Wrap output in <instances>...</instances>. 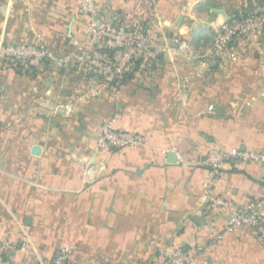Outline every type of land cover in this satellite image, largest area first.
<instances>
[{
    "label": "crops",
    "instance_id": "1",
    "mask_svg": "<svg viewBox=\"0 0 264 264\" xmlns=\"http://www.w3.org/2000/svg\"><path fill=\"white\" fill-rule=\"evenodd\" d=\"M81 3L0 0V47L49 51L38 62L0 56V264H51L60 251L67 264H164L152 254L162 248L195 251L192 264H264L252 226L227 230L235 211H264V28L211 50L216 29L264 6L94 0L84 14ZM93 26L148 30L153 44L113 77L89 60L115 66L127 43L98 40ZM106 124L144 141L101 149ZM213 149L261 158L233 160L212 179Z\"/></svg>",
    "mask_w": 264,
    "mask_h": 264
},
{
    "label": "built area",
    "instance_id": "2",
    "mask_svg": "<svg viewBox=\"0 0 264 264\" xmlns=\"http://www.w3.org/2000/svg\"><path fill=\"white\" fill-rule=\"evenodd\" d=\"M81 13L88 14L94 12V0H82ZM264 28V8L257 14L249 17H234L226 21L222 26L215 30L213 35L212 47L213 52H224L236 42L249 34L260 32ZM90 32L98 40L108 38L113 44L125 43L124 49L118 58L117 64L112 66L104 59L96 56L89 60L92 67L100 70L103 74H110L113 77L120 76L127 70L137 57H141L152 47V32L140 31L136 33L119 34L110 27L93 26ZM175 48L182 54H188L193 49L191 41L182 38H175ZM49 54L48 49L43 44H20L5 45L0 47V56L6 61L12 62H38ZM83 59V58H82ZM140 140L139 136H133L116 130L111 124L103 126L98 136L97 145L101 149L111 150L123 148L128 144H135V140ZM261 156L255 152H246L239 149L232 151H221L213 149L207 155L205 164L212 168L213 177L218 174L227 163L233 160H259ZM210 180L206 187H210L213 180ZM211 198V197H210ZM262 202H255L245 210L235 211L228 222L227 230H233L237 227L252 226L258 235L264 240V211L259 208ZM1 244V243H0ZM11 247L10 245H7ZM166 256L171 259L172 264H186L192 260V254L185 250H175L172 253L167 252ZM68 252L60 251L52 260L51 264H67Z\"/></svg>",
    "mask_w": 264,
    "mask_h": 264
},
{
    "label": "rangeland",
    "instance_id": "3",
    "mask_svg": "<svg viewBox=\"0 0 264 264\" xmlns=\"http://www.w3.org/2000/svg\"><path fill=\"white\" fill-rule=\"evenodd\" d=\"M252 2V1H251ZM251 4H254L253 2L251 3ZM15 64V63H14ZM144 140L142 139V138H140V140L138 139V140H135V142H133V143H135V144H132V145H139L141 142H143ZM131 144H128V145H126L125 147H123V148H127V147H131L132 146ZM155 242H157V240L155 241ZM155 244H157V243H155ZM175 250H178V249H175ZM174 249H169V250H164L163 248H162V250H160V249H158V251L157 250H155L152 254H154V257H156V256H160L161 254H164L165 256H166V254H167V252H170V253H172L173 251H175ZM180 250H182V249H180ZM184 251V250H183ZM67 252V251H66ZM159 252V253H158ZM185 252H188V253H191L192 254V260L190 261V262H188V263H186V264H192L193 263V261L195 260V257H196V252L195 251H186L185 250ZM123 254H124V252H123ZM140 254V256H142V252H140L139 253ZM153 257V256H152ZM157 258V257H156ZM171 259H169L167 256H166V258H162V262L164 263V264H172L171 263V261H170Z\"/></svg>",
    "mask_w": 264,
    "mask_h": 264
},
{
    "label": "trees",
    "instance_id": "4",
    "mask_svg": "<svg viewBox=\"0 0 264 264\" xmlns=\"http://www.w3.org/2000/svg\"><path fill=\"white\" fill-rule=\"evenodd\" d=\"M257 4H258V6H264V0H257ZM252 6H256L255 4L254 5H252ZM257 13H259V12H252V13H247V14H241V13H238V15H236V17H239V16H243V17H249V16H252V15H254V14H257ZM100 51L101 52H107V53H109L110 54V56H112V57H114V55L116 54V52H115V49L114 48H108V47H105V48H102V49H100ZM112 150V149H111ZM59 252H57L56 254H55V256L58 254ZM162 257H164V258H166V256L164 255V254H162ZM54 258V257H53ZM52 258V259H53Z\"/></svg>",
    "mask_w": 264,
    "mask_h": 264
},
{
    "label": "water",
    "instance_id": "5",
    "mask_svg": "<svg viewBox=\"0 0 264 264\" xmlns=\"http://www.w3.org/2000/svg\"><path fill=\"white\" fill-rule=\"evenodd\" d=\"M177 160H178V155L175 152L171 151L168 153V162L175 163Z\"/></svg>",
    "mask_w": 264,
    "mask_h": 264
}]
</instances>
